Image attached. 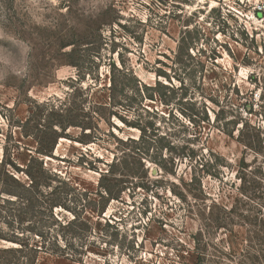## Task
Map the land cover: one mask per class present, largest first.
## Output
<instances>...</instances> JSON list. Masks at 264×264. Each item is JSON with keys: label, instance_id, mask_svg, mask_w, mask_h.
Masks as SVG:
<instances>
[{"label": "rangeland", "instance_id": "obj_1", "mask_svg": "<svg viewBox=\"0 0 264 264\" xmlns=\"http://www.w3.org/2000/svg\"><path fill=\"white\" fill-rule=\"evenodd\" d=\"M181 36L193 43L182 63ZM112 63L147 86H175L161 98L128 92L130 107L116 108L128 122H150L143 149L119 142L140 131L117 116L99 120L89 143L68 127L39 158L74 189L77 219L64 226L74 215L59 207L30 217L0 192V261L264 264V0H0V160L22 184L46 104L87 112L107 102ZM203 103L210 125L187 117ZM231 120L246 123L243 139L217 125ZM114 157L118 172L127 166L136 177L115 183L124 190L103 202L98 181ZM8 187L16 190L0 168V190Z\"/></svg>", "mask_w": 264, "mask_h": 264}, {"label": "trees", "instance_id": "obj_2", "mask_svg": "<svg viewBox=\"0 0 264 264\" xmlns=\"http://www.w3.org/2000/svg\"><path fill=\"white\" fill-rule=\"evenodd\" d=\"M192 45L193 43L191 41L187 42L184 36L180 37L177 43L176 51V57L178 58V62L182 63L183 60L180 59V57H183V52L188 51V49H190ZM187 55L190 56L188 52ZM184 65L186 66V64ZM116 73H121L122 78L124 79H126L127 77L134 78L133 72L131 70L118 68L114 65V63H112L110 67L109 77V100L103 104H92V106L87 112H84L76 102H72V106L70 104H66V100H64V102L60 101L59 105L46 104L47 110H49L46 116V124L44 125L46 126V129L36 130L37 132L32 134V137H34L36 141L35 153L37 156L32 155L29 158V161L24 170V173L29 178V184H22L17 178H15L12 174L8 172L7 164L10 163L7 162L4 158L0 160V168L3 170V173L6 178H8L9 182L14 185L16 189L13 190L12 188L8 187L1 189L0 192L9 196H15L16 200H19V204L21 206V210H23V214H30V217H32L34 212H38V214L40 215L52 217L53 208L59 207L68 210L74 215V218L72 220H69L64 226H70L77 219L78 212L75 210L74 206L75 204H77V199L76 194H74V189L68 184L66 180L62 179L59 175L50 174V172L43 165V159L39 158L40 156H50L52 154L57 140L60 137L67 136L65 134V130L68 127L71 126L79 128L81 131V142L89 143L96 140L95 134L99 132V120L105 121L106 117L108 118L112 116H117L120 120L124 122L126 126L137 128L140 131L139 136L136 139L127 138L126 140H119V142L124 144H132L134 145V148L138 150L139 148L144 147L145 142L148 138L147 129L149 127L147 126V123L150 126V122H147L146 124H142V122H139L138 120L135 122H128L122 116H119V113L116 108L123 109L126 107V109H128L130 107L132 96H129L128 92H131L132 95L135 97L138 96L143 99H152V97H154L155 95L161 98V95L163 94L159 92L161 88L164 90L173 91L175 86L171 83L167 85L157 81L154 86L150 87L143 84L136 78H134L133 84H128L127 81H125L124 79L117 80ZM164 76L170 82V78L166 76V74ZM183 83L184 82L181 80L179 82L180 86ZM147 90H152V94H146ZM47 103H49V101ZM191 103L194 104L193 100L191 101ZM219 111L220 109L217 110V112L215 113L214 120L216 121H219ZM194 116L198 119L197 121H201L203 124L210 125V120L208 118V107L206 106V104L203 103L201 111H191L190 114L187 115L188 120L192 122H197ZM238 123L239 122L231 120L223 124L217 122V125H219L229 135H232V132L236 130L238 136L243 139L244 127L246 123L241 120L240 128H237ZM22 133L25 136L30 135L28 132L23 130ZM240 141H242V143L247 147L250 145V143L245 142V140ZM142 155L143 156L140 155L139 157V163L141 164V167L144 166L141 159L144 158L146 154L142 153ZM35 163H37L36 167H34ZM119 164H121V159L119 157H114L112 162L109 164V169L106 172H102L99 177L98 195L99 200H103V202H106L109 199H117L119 197V191L124 190L122 187L120 190L114 191L115 183L123 184L126 183V180H124L126 179L125 177H136V172H134L131 168L127 166L124 168V170L118 172ZM10 165H12L14 169L18 170V168H16L13 163H11ZM52 176L55 177V180L58 184L57 186L50 188V180ZM42 192H46L47 195L49 194L53 196L50 199H45L46 196H42ZM37 194H39L38 197L42 196V200H39L38 197H36ZM80 205V208L86 207L83 204ZM102 212L103 208L102 210L97 211L98 214ZM29 231H33L32 228H30ZM38 235L42 237V234H40V232H38ZM0 238H3V236L0 235ZM42 249H45L44 251L47 250V252L50 254L58 253V250L56 246L54 248V245L50 248H47L43 245ZM0 264L13 263H2L0 261Z\"/></svg>", "mask_w": 264, "mask_h": 264}]
</instances>
